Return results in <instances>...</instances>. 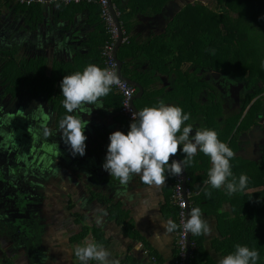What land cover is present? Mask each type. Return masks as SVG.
<instances>
[{"label":"trees","instance_id":"1","mask_svg":"<svg viewBox=\"0 0 264 264\" xmlns=\"http://www.w3.org/2000/svg\"><path fill=\"white\" fill-rule=\"evenodd\" d=\"M96 1L84 0L80 4L67 6L56 4L60 15L69 20L76 14L84 13L88 16L87 21L96 26V30L88 38L86 53L76 54L70 62L54 61L48 73L46 60L42 57L31 58L26 62H17L10 58L3 67L4 75L11 83L16 86H27L33 96L41 94L47 97L52 104L57 124L68 114L62 106L64 98L60 82L63 76L82 71L88 64L104 67L101 50L109 36L100 16V6ZM128 1L132 13L152 16L157 14L168 0ZM210 1L213 7L200 2L187 3L167 24L163 35L148 39L142 45H135L131 41L122 44L117 57L122 63L121 74L128 79L134 78L141 85L143 89L141 99L144 101L157 96V92L147 91L157 80L156 73L174 75V83L164 98L175 102L174 105L180 106L190 116L200 117L199 129L215 130L218 139L233 150L235 155L230 161L233 175L238 180L241 173L246 174L248 176L246 188L231 195H228L223 187L219 190L212 189L206 183L207 173L211 167L210 158L198 150L193 162L185 168L186 188L190 193L188 200L191 208L199 207L202 214L215 217L219 232V238L211 241V249L215 253L224 257L233 252L237 244L246 245L258 251L259 259L256 264H264V155L259 162H254L255 160L243 159L236 154V140L240 130L253 124L257 121V116L263 114L262 101L257 99L240 120L250 100L264 93V0ZM113 3L116 7L120 5L119 0H113ZM18 6L23 12L30 14L37 23L43 17L37 4ZM136 53L147 62V70L144 74H135L132 77L124 59L128 56L133 57ZM184 63H190L199 71L205 69L221 72L233 81L244 82L249 89L255 87V92L245 97L239 114L223 118L218 104L200 103L198 99L204 83L191 77L187 70H182ZM102 98L108 104L105 105L119 111L121 96L114 89ZM129 125L130 123L124 127V133L129 130ZM102 138L104 139V136ZM108 143L109 139L104 141V145ZM176 157L184 158L179 152ZM165 175L167 179L161 186L163 192L161 211L178 225V208L171 200L175 175L167 172ZM140 183L143 184L141 180ZM208 192L211 195H206ZM92 201L103 207L109 221L122 228L124 237L144 243L143 237L135 230L119 202L115 203L103 194L89 191L87 202ZM224 204H228V212L223 211ZM66 208L70 216L75 218V223L82 224L80 231L70 238L71 241L82 240L91 234L95 242L103 246L107 244L100 229L84 224L85 216L73 212L71 197L66 201ZM177 231L178 229L175 232ZM190 240V264H216L203 247L202 234L198 236L191 234ZM119 264L141 263L134 256L126 255Z\"/></svg>","mask_w":264,"mask_h":264},{"label":"crops","instance_id":"2","mask_svg":"<svg viewBox=\"0 0 264 264\" xmlns=\"http://www.w3.org/2000/svg\"><path fill=\"white\" fill-rule=\"evenodd\" d=\"M111 1L120 14L118 19L124 36L128 43L131 41L135 45H142L148 39L163 35L172 18L187 3L195 2V0H168L157 14L147 16L132 13L128 7V0H119L120 5L117 7L113 0ZM200 3L203 4V2ZM203 5L207 6L205 3ZM39 7L43 17L37 23L30 14L20 10V6L15 4L13 0H0V47H2L1 50H9L12 55H15L17 62H26L35 57L44 58L48 73L54 61L70 62L76 54L86 53L88 38L94 33L96 26L87 21L88 16L84 13L76 14L69 20L60 15L56 5H39ZM69 37L72 38L69 40L70 44L67 42ZM117 52L118 50L116 57ZM124 62L128 66L127 69L131 71L129 74L132 77L135 74H144L147 70V62L137 53L133 57H126ZM181 69L192 70L193 67L190 63H184ZM155 76L157 80L147 91L157 92V96L148 101H144L141 97L136 99L134 105L138 111L144 107L157 106L160 100L166 104H175V102L164 98L174 83V75L156 73ZM129 79L139 84L134 78ZM45 99L50 105L51 102L47 97ZM101 101L103 108L97 109L95 105H87V107L92 108L90 115L81 113L82 118L89 121L85 130L87 136L85 143L89 142L90 145L87 151L89 155L81 156L78 154L80 157L78 161L82 165L84 160L90 158L92 163L88 174L83 170L78 172L80 181L76 180V188L81 192V197L79 196L80 201L77 203L73 200V212L85 216L84 224L94 226L104 233L107 244L103 247L110 253L109 260L118 261L119 264L126 255H132L141 264H174L177 232L166 233L162 227L168 220H172L170 217L164 216L161 211L163 203L162 185L141 184L139 175L136 174L132 175L127 184L121 185L117 178L111 177L102 168L107 150L104 141H108L109 134L116 130L125 132L124 127L129 123L120 116L119 111L107 106L108 104L103 98ZM201 101L200 103L205 102L204 99ZM185 123L191 124L193 131H195L200 128L201 119L190 116L189 122ZM99 136L101 137L99 138ZM81 157L84 159L81 160ZM244 159L254 160L250 157ZM76 188L74 189L76 190ZM89 191L103 194L115 203L119 202L135 230L143 237L144 243L124 237L122 228L107 219L101 205L95 201L87 202ZM65 209L70 220L69 222L67 220L62 224V228L58 229L61 232L58 235L62 236L63 239L55 238L56 236L52 235V231L50 232L44 223L38 224L35 239L31 241H23L22 239V243L18 239L10 238V233L13 231L0 230V233L9 236L8 240H0V264H81L74 255L75 248L95 241L91 234L82 240L71 241L70 238L80 231L82 224L80 222L79 224L75 223V218L70 216L66 204ZM222 209L228 212V204H224ZM165 213L167 214L168 210ZM203 218L210 229L207 235L202 234L203 247L217 264V260L222 256L211 249V241L219 238L217 222L212 215L203 214ZM65 228L66 230L73 229V232L67 234ZM139 244L141 248H138ZM88 264H98V262L89 260Z\"/></svg>","mask_w":264,"mask_h":264},{"label":"clouds","instance_id":"3","mask_svg":"<svg viewBox=\"0 0 264 264\" xmlns=\"http://www.w3.org/2000/svg\"><path fill=\"white\" fill-rule=\"evenodd\" d=\"M119 83L114 69L95 64H88L82 71L63 76L60 82L64 98L62 106L68 114L60 120L59 129L73 155L83 156L86 150L85 130L89 121L83 119L81 113L90 115L92 108L87 105L103 108L101 98L107 96L113 86ZM189 119L190 114L180 106L166 104L163 100L157 106L144 107L132 118L127 133L116 130L109 134L102 168L111 177L117 178L121 185L127 184L132 175L136 174L143 184L159 186L165 183L166 172L170 175L182 174L199 150L210 158L211 167L206 183L212 189L223 187L228 195L243 191L248 176L241 173L237 180L233 175L230 163L235 155L233 150L218 139L213 129L193 131V126L185 123ZM44 135H50L48 128L44 129ZM178 152L183 154V159L175 158ZM162 227L166 233H172L180 226L168 220ZM182 229L197 236L207 235L210 231L199 207L190 209ZM74 255L81 264H88L89 260L98 264H118V261L109 260L110 253L97 242L77 246ZM258 259L256 249L237 244L234 251L218 259L217 264H256Z\"/></svg>","mask_w":264,"mask_h":264},{"label":"flooded vegetation","instance_id":"4","mask_svg":"<svg viewBox=\"0 0 264 264\" xmlns=\"http://www.w3.org/2000/svg\"><path fill=\"white\" fill-rule=\"evenodd\" d=\"M1 48L0 230L13 231L10 238L22 243V239H35V228L40 223L44 207L51 201L48 187L58 180L57 169L72 164L75 169L89 172L92 162L87 158L80 165L78 154L73 155L70 146L62 139L59 124L55 118L52 121L51 115L55 114L43 95L33 96L27 86H16L6 79L4 64L10 58L16 59L9 50ZM192 67L188 73L204 83L198 100L218 104L223 118L239 114L245 97L255 92V87L249 89L244 82L233 81L221 72L199 71ZM257 99L262 101L263 114L257 116L253 124L242 128L236 140V154L243 159L253 158L254 162H259L264 155V93L250 100L240 118H244ZM50 125L55 128L45 136L44 129H49ZM52 140L53 144H50ZM59 180H67L64 173ZM75 184H72L73 188H76Z\"/></svg>","mask_w":264,"mask_h":264},{"label":"built area","instance_id":"5","mask_svg":"<svg viewBox=\"0 0 264 264\" xmlns=\"http://www.w3.org/2000/svg\"><path fill=\"white\" fill-rule=\"evenodd\" d=\"M84 0H13V2L17 5H25L30 6L33 4L37 5H56L61 4L64 6L70 4H80ZM87 2H91V0H86ZM97 4L100 6L101 12L100 16L104 22L106 33L109 36L108 41L105 42L102 50H101V57L103 59L104 67L114 69L118 75V64L113 56V52L115 49L116 40L118 38V31L115 25L113 16L108 7V0H97ZM113 10L117 18H119L120 14L118 10L113 5ZM121 44H126L128 42L127 38L124 36V32L121 28ZM119 77V76H118ZM119 85H114L112 89L116 93L121 96V107L119 109V114L124 117L129 123L132 122V118L135 116L136 111L134 107L131 105L132 97L136 92V88L129 83L121 80ZM172 159V158H171ZM183 181V173L180 175H175L174 178V187H173V194L171 200L173 204L178 208V231L176 233L175 239V250L176 256L174 259V264H186V257H187V238L188 233L184 232L182 229V224L186 220V212L185 209L188 206L191 209L190 202L188 203L184 200V189L182 185ZM185 194L187 199L189 198V191L186 188ZM138 248H141V245H138Z\"/></svg>","mask_w":264,"mask_h":264},{"label":"rangeland","instance_id":"6","mask_svg":"<svg viewBox=\"0 0 264 264\" xmlns=\"http://www.w3.org/2000/svg\"><path fill=\"white\" fill-rule=\"evenodd\" d=\"M195 2H203V4L205 3L208 7H213V3L210 0H195ZM51 119H52V121H54V115L53 114L51 115ZM49 127H50L49 131H53L55 128L52 125H50ZM89 145H90V143L86 142L85 155H87V156L89 155V152H87ZM78 158H80V157H78ZM82 159H84V157H81V160ZM62 162L64 163V161H62ZM59 170L57 169V171H56V172H58V174H57L58 180H56L55 182H51L50 183L51 185H49V187H48L47 192L50 194L49 198L51 199V201L48 202V204L44 207L42 217L40 218V223H44L45 225H47L46 228H49L50 232L52 231L51 232L52 235L54 237L56 236L55 238H57L58 240L63 239L62 236L58 235L61 233L60 231H58V229L62 228V224H64L67 220H68V222L70 220V219H68L69 215L65 209V204H66V201L68 199V196L70 195L71 198H73L72 200L75 201V203L80 201V197H81V192H79L77 188L75 190L72 187V184L74 182H76V180L77 181L79 180L78 179L79 175H77L79 172V168L75 169L73 167V165L70 164V165H65L63 167H60ZM63 173H64L65 177L67 178V180H64V181L59 180V177ZM61 188H63V189L60 190ZM58 190H59V193H58ZM54 196H56V197H54ZM34 225H36V223ZM37 228H38V225L36 226L35 230ZM65 232H67V234L72 233L73 229L66 230V228H65ZM8 239H9L8 235L0 233V240H8Z\"/></svg>","mask_w":264,"mask_h":264},{"label":"water","instance_id":"7","mask_svg":"<svg viewBox=\"0 0 264 264\" xmlns=\"http://www.w3.org/2000/svg\"><path fill=\"white\" fill-rule=\"evenodd\" d=\"M108 7H109V10H110V12H111V14H112V16H113V19H114V22H115V25H116V27H117V31H118V38H117V40H116V44H115V51H114V57H115V59H116V61H117V64H118V76H119V78L121 79V80H123V81H125V82H127V83H129L130 85H132V86H134L135 88H136V93L134 94V96L132 97V101H131V105L134 107V109H135V111H136V113L137 112H139L137 109H136V107H135V105H134V101L136 100V99H139L141 96H142V93H143V89H142V87L138 84V83H136V82H134V81H132V80H130V79H128V78H126V77H124L122 74H121V61L116 57V51L118 50V48L120 47V43H121V38H122V34H121V25H120V22H119V19L116 17V15H115V12H114V10H113V4H112V1L111 0H108ZM69 40H72V38L71 37H69V39H68V44H70V41ZM53 141L54 140H52L51 142H50V144H53ZM170 158H172V157H170ZM176 159H178L177 157H175ZM183 181H182V185H183V189H184V200L188 203V199H187V196H186V194H185V189H186V175H185V169L183 170ZM189 211H190V209H189V207L187 206L186 207V209H185V212H186V219H187V217H188V213H189ZM190 238H191V234H189L188 233V238H187V257H186V264H190V252H191V240H190Z\"/></svg>","mask_w":264,"mask_h":264}]
</instances>
